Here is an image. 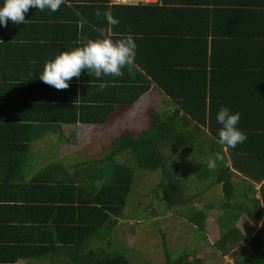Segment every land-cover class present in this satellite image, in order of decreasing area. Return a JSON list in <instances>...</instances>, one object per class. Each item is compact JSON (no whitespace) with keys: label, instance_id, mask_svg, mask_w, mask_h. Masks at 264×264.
<instances>
[{"label":"trees","instance_id":"1","mask_svg":"<svg viewBox=\"0 0 264 264\" xmlns=\"http://www.w3.org/2000/svg\"><path fill=\"white\" fill-rule=\"evenodd\" d=\"M97 9L110 10L120 21L112 27L113 40L134 36L136 59L123 70L136 73L121 78L81 73L66 90L40 80L47 61L98 38V27H109L105 18L95 16ZM25 20L7 24L25 38L0 60V147H11L15 139L17 146L24 142L27 147L44 130L35 124L104 125L149 90L164 99L166 110L147 108L151 118L146 129L138 133L126 129L112 142V151L104 157L111 163L101 180L85 181L87 174L82 180L70 177L62 182L60 177L67 171L63 166L36 160L31 162L37 171L30 180L22 163L0 153L4 162L0 177L10 180L0 186V193L5 192L0 197V264L21 259L128 264L124 254L94 248L103 229L116 226L123 216L135 178L131 168L114 159L124 153L144 172L160 170L157 188L172 207L186 200L178 197L182 184L171 170L177 171L172 154L179 151L202 157L223 155L215 170L204 164L199 172V178L206 179L213 171L223 194L216 246L231 254L233 264H264V0H159L132 6L110 5L109 0H65L55 12L31 7ZM102 83L108 86L101 91ZM221 107L241 114L237 127L247 139L235 148L217 142ZM12 162L22 171L14 178L9 176ZM235 172L244 177L241 191L231 181ZM19 177L25 185H18ZM204 219L205 213L199 211L188 220L203 229ZM245 220L261 225V233L249 242L242 232ZM173 262L197 264L187 262L183 253ZM173 262L167 256L166 264Z\"/></svg>","mask_w":264,"mask_h":264},{"label":"rangeland","instance_id":"2","mask_svg":"<svg viewBox=\"0 0 264 264\" xmlns=\"http://www.w3.org/2000/svg\"><path fill=\"white\" fill-rule=\"evenodd\" d=\"M153 94L155 95L144 96L141 103L135 105L129 112L123 113L111 127L76 125L73 131L78 137L77 146L80 149L84 147V152L80 151L79 156L74 155L68 160L87 165L94 163L96 166L102 164L108 166L111 162L104 157L112 151L110 147L117 137L124 134L126 129L138 133L148 127L151 117L147 107H152L156 112L166 110L164 99L158 92L153 91ZM51 146V143L47 142L45 148L49 150ZM172 156L178 163L177 171L171 169L172 175L182 184L178 197L186 199L183 204L172 207L166 203L163 190L157 188L162 180L160 170L154 173L144 172L135 166L129 155L123 153L116 156L114 161L131 168L135 178L123 216L117 219L116 226L103 229V239H96L95 244L93 243L94 248L101 246L111 253L124 254L128 264H166L167 256L173 262L174 257L181 253L185 255L187 262L233 264L234 259L231 254L223 253L216 246L220 238L217 220L222 214V210L219 209L223 201L221 187L215 183L213 171L206 179L199 178V172L202 171L204 164L207 166L210 155L206 154L202 157L200 153L187 155L179 151ZM193 156H195L194 161ZM104 168H101V172L97 169L94 174L89 175V178L94 181L97 175L104 174ZM231 181L239 191L245 188L242 177L233 176ZM254 190L257 191L258 187ZM256 197L259 198L258 193ZM199 211L205 213L203 229H199L188 220L194 212ZM242 222V232L247 242L254 235L261 233V225L254 226L248 220ZM243 246L239 247V253ZM232 250L235 251V248L228 251ZM55 264L70 263L66 260H58Z\"/></svg>","mask_w":264,"mask_h":264},{"label":"clouds","instance_id":"3","mask_svg":"<svg viewBox=\"0 0 264 264\" xmlns=\"http://www.w3.org/2000/svg\"><path fill=\"white\" fill-rule=\"evenodd\" d=\"M65 0H4L0 7V24L5 27L10 20L13 24H24L25 14L31 7L40 11L49 9L58 11ZM97 18H105L108 28L98 27L100 34L96 39H89L82 46L69 51H63L55 59L47 61L43 73L39 77L44 83L57 90L69 88V81L79 78L83 70L94 74L97 78L103 76L121 77L124 68H131L136 59L137 44L133 35L127 34L121 39H112V27L120 23L112 12L95 11ZM107 83L100 85L101 91ZM241 118L239 112L233 113L227 107H221L217 113V122L222 125L218 132V143L228 148H235L247 139V134L237 127ZM224 159L220 152L214 154L207 161L209 170H215L217 162Z\"/></svg>","mask_w":264,"mask_h":264},{"label":"crops","instance_id":"4","mask_svg":"<svg viewBox=\"0 0 264 264\" xmlns=\"http://www.w3.org/2000/svg\"><path fill=\"white\" fill-rule=\"evenodd\" d=\"M24 38L25 35L23 34V32H20L19 30H16L13 27H9V26H3V28H0V60H2L5 54V52H11L13 49L19 47L20 45L23 44L24 42ZM138 68V67H136ZM124 72V76H129V73H136L134 70H122ZM131 71V72H130ZM83 75L82 77H84V74H86L87 76H89V73L87 72V70H83L82 71ZM131 75V74H130ZM119 77V78H121ZM101 78H105V76H101ZM121 81V80H119ZM71 84V83H69ZM76 85H80V83H77ZM155 95L153 94V90H149L145 95H143L132 107L128 108L126 111L124 109H122L121 114H119L117 117H113L110 118V121L105 123L104 125H90V126H97V127H104V128H108L111 127L112 124H114V122L116 120H118V118H120L122 116L123 113H127L130 111L131 108H133L135 105H138V103H141V101H143L144 96L148 95ZM123 108V107H120ZM147 108H151L152 107H147ZM76 125H83V126H89V125H84L81 123H77V124H60L59 126L57 124H50L49 126H47L45 123L44 124H35V127L38 129L44 128V130L41 131V135L38 136V139L36 141H34L33 143L28 144V151H27V147L26 144L27 143H20L17 146V142L14 140H12L11 142V147H5L4 145H1L0 150H1V155L3 156V153L7 152L8 158L10 160H15L18 163H22L23 167L22 170L23 172H27V176L30 178H32L37 170L33 171L31 162L32 160H36L38 162H43V163H48V165H51V163H56L57 165H61L64 167V169H66L67 171H65V173L67 174H63L60 178L65 182H69V178H77L78 180H82L84 178L85 175L87 174H94L96 172L97 169H99L98 171L101 172V168L105 167L104 169L106 170V165L102 164L100 166H96L94 163L91 165H87L85 163H79V167L74 168L73 166H76V163L78 162H73L72 160H68L69 158L73 157L74 155L79 156L80 155V151L84 152V147H82V149H80V147L77 146L78 143V137L75 136L74 134V127ZM46 127H50V128H46ZM35 128V129H36ZM49 142L51 143V147L49 148V150H47L45 148L46 143ZM224 150H226L224 148ZM3 160H0V169L3 168L1 165ZM17 168L18 164H17ZM17 168L15 167V163L12 162V170L10 171L9 176H12L13 178L15 177V174H21L22 171H18ZM104 170V172H105ZM2 173V172H1ZM101 175H103L102 173L100 175H97V177L95 178V181L97 180H101ZM235 176H240L242 177V179L244 178L241 174H239L238 172L235 173ZM18 177V176H17ZM86 178V177H85ZM99 178V179H98ZM5 179L10 182V180H8L7 177H5V175L1 174L0 177V186H2V184L5 183ZM27 179V181L30 183V180ZM87 179H89V177H87L85 179V181H87ZM244 180V179H243ZM18 185L19 186H23L25 185V181L23 179H21L20 177L18 178ZM89 185V184H88ZM256 187L259 186L257 185ZM1 191V189H0ZM68 190H65L64 192H66ZM5 192L0 193V197L4 195ZM8 194H6L5 196H7ZM4 196V197H5ZM19 217V216H18ZM31 238L33 239L34 236H31ZM50 264V261L48 260H37V261H32L29 259H21L19 260L17 263L14 264H44V263Z\"/></svg>","mask_w":264,"mask_h":264},{"label":"built area","instance_id":"5","mask_svg":"<svg viewBox=\"0 0 264 264\" xmlns=\"http://www.w3.org/2000/svg\"><path fill=\"white\" fill-rule=\"evenodd\" d=\"M159 0H109L110 5H147L158 4Z\"/></svg>","mask_w":264,"mask_h":264}]
</instances>
